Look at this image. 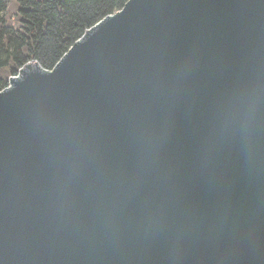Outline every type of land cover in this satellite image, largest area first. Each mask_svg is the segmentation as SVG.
Listing matches in <instances>:
<instances>
[{
  "label": "water",
  "instance_id": "95a60500",
  "mask_svg": "<svg viewBox=\"0 0 264 264\" xmlns=\"http://www.w3.org/2000/svg\"><path fill=\"white\" fill-rule=\"evenodd\" d=\"M0 264H264V0H127L11 76Z\"/></svg>",
  "mask_w": 264,
  "mask_h": 264
},
{
  "label": "trees",
  "instance_id": "16d2710c",
  "mask_svg": "<svg viewBox=\"0 0 264 264\" xmlns=\"http://www.w3.org/2000/svg\"><path fill=\"white\" fill-rule=\"evenodd\" d=\"M127 0H0V91L29 61L52 69L84 32Z\"/></svg>",
  "mask_w": 264,
  "mask_h": 264
}]
</instances>
